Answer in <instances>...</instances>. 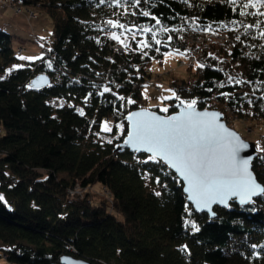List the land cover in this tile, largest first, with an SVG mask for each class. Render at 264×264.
Listing matches in <instances>:
<instances>
[{
    "label": "trees",
    "instance_id": "trees-1",
    "mask_svg": "<svg viewBox=\"0 0 264 264\" xmlns=\"http://www.w3.org/2000/svg\"><path fill=\"white\" fill-rule=\"evenodd\" d=\"M9 1L45 12L53 32L42 57L13 68L19 54L0 30V264H60L63 255L92 264H264V195L215 207L209 218L194 211L163 162L115 150L126 114L143 108L149 66L169 50L182 51L181 36L191 29L216 28L235 42L229 51L211 46L186 67L189 78L167 79L175 94L222 111L227 125L264 122V16L243 8L246 0ZM120 28L132 34L126 53L110 43ZM38 75L49 84L29 87ZM168 102L165 114L175 111V97ZM104 120L112 131L101 130ZM120 124L119 138L98 140L115 136ZM261 148L264 139L252 171L264 185ZM95 184L110 193L111 212L83 192L70 198L76 185Z\"/></svg>",
    "mask_w": 264,
    "mask_h": 264
},
{
    "label": "snow or ice",
    "instance_id": "snow-or-ice-1",
    "mask_svg": "<svg viewBox=\"0 0 264 264\" xmlns=\"http://www.w3.org/2000/svg\"><path fill=\"white\" fill-rule=\"evenodd\" d=\"M134 2L138 5L140 0H134ZM229 2H234V0H229ZM243 8L256 9V12L251 14L264 16V11H261L264 9V0H246ZM142 14L149 15L147 11ZM246 14L241 10V16ZM108 23L113 27L117 26L116 21H108ZM118 26L124 27L122 24ZM256 26L259 27V22ZM245 27H251V25H245ZM145 31H151V29H145ZM260 35L264 37V31L260 32ZM111 36L121 44L125 43L115 32ZM236 39L239 40L240 37L237 36ZM144 46L149 47L150 45L145 43ZM125 47H127L126 44ZM144 54L147 55V53ZM209 55L212 54L209 53ZM21 59L36 58L21 57ZM198 66L204 67L203 64ZM14 67L21 66L14 65ZM44 79L43 76L40 77L41 81ZM228 79L234 78L229 76ZM236 83H241V81L236 80ZM32 86L29 85V87ZM104 91L109 92L111 89L105 87ZM172 96L179 101L177 107L180 110L171 115L162 116L143 108L129 112L126 117L128 130L124 143L130 144L136 151L146 150L149 155L145 162H163L175 169L186 181L185 190L189 193V199L195 202L197 209L208 208L210 210L211 205L217 202L228 206L231 198H238L240 204H244L251 202L254 196L264 195V185L257 181L256 176L250 170L251 157L242 158L240 156L241 149L247 148L248 145L220 122L218 117L221 114L207 110L198 111L196 99L181 100L174 91H172ZM171 98L159 97L161 100ZM128 103L135 102L129 99ZM79 111L81 115L84 114L82 110ZM160 111L167 113L169 108L162 107ZM118 127L121 130L124 129L123 124ZM102 128L106 132L112 131L107 121L102 123ZM256 147L259 148V144ZM260 150L264 151V148ZM157 181L159 182V178ZM0 200H3L2 196ZM193 230H199L195 223H193Z\"/></svg>",
    "mask_w": 264,
    "mask_h": 264
},
{
    "label": "rangeland",
    "instance_id": "rangeland-1",
    "mask_svg": "<svg viewBox=\"0 0 264 264\" xmlns=\"http://www.w3.org/2000/svg\"><path fill=\"white\" fill-rule=\"evenodd\" d=\"M0 30L12 36V45L16 51H18V49L22 50L15 60L13 68H17L14 67V65L24 66L42 57L43 55L40 53V50L44 49L52 40L53 32L51 20L45 12L18 5L9 0H0ZM189 44L198 48L202 43L200 39H192L189 41ZM21 57H35L36 59L25 60L21 59ZM185 57V51L172 49L165 52L161 60H153L149 66L151 74V77H149L150 83L145 84L142 88L144 98L142 103L143 108L158 110L159 112H161L160 109L162 107L169 108L170 103L168 99L161 100L159 97L174 98V96H172V91L174 90L169 86L167 79L169 80L171 77L187 79L192 75V72L186 69L188 66L187 63H185V65H180V60H184ZM198 60L200 61L201 58ZM184 62H186V60H184ZM157 87H160L161 90L158 91ZM51 103L54 107L64 104L59 100H53ZM104 121H107L111 128L113 127L112 121ZM229 122L228 126H232L231 128L235 129L245 140L261 146L264 139V122L250 120H234L233 122ZM101 130L106 132L103 130L102 124ZM122 132L123 130L118 127L115 136L102 134L98 135V140L101 142H113L114 139L122 135ZM82 191L83 190L79 188L74 189L70 198H72L74 194ZM84 194L89 196L94 204L104 203L108 211L111 212L113 210V202L110 193L99 184L88 186ZM1 264L8 263L1 260Z\"/></svg>",
    "mask_w": 264,
    "mask_h": 264
},
{
    "label": "water",
    "instance_id": "water-1",
    "mask_svg": "<svg viewBox=\"0 0 264 264\" xmlns=\"http://www.w3.org/2000/svg\"><path fill=\"white\" fill-rule=\"evenodd\" d=\"M41 76H43V77L45 78L43 81L40 80V77H41ZM49 82H50V81H49V77H48V76H46V75H38L37 77L34 78V80H33V82H32V85H33L34 87H36V88H40V87H44V86L48 85ZM178 104H179V101H176V102L174 103L175 111L172 112V113H169V114H163V113H161V112H159V111H156V110H153V109H148V110H150V111H152V112H156L158 115L167 116V115H171V114H173V113H175V112H178V111L180 110L179 107H177ZM140 109H141V108H139V109H135V110H132V111H130V112H135V111H138V110H140ZM143 109H147V108H143ZM197 110H198V111H204V110H207V111H214V112H218V113L221 114V115L218 117V119L220 120V122L223 123V124H225V126H226L230 131L235 132V133L241 138V140L244 141V142L248 145L247 148H245V149H241V151H240V156H241L242 158L251 157V160H250V170L252 171V162H253V160L257 157V155H258V153H259V149L256 147V144H255L254 142H251V141L245 140V139H244V138H243V137H242V136H241V135H240L235 129L229 127V126L227 125V123L225 122V120H224V113H223L222 111H220V110H216V109H199L198 107H197ZM127 114H128V113H127ZM127 114H126V116H125V120H126V123H127V130H128V121H127V119H126ZM126 136H127V132H126V135L124 136V138L122 139V141L119 142V143L115 146V150H116V151H118V152H123L124 150L127 149V150H129L130 152L144 153V154H146V155H149V154L146 152V150H144V149H141L140 151H136V149H134L130 144H125V143H124V140H125ZM166 166H167V165H166ZM167 167H168V166H167ZM168 168H169L170 170H172V171L176 174V176L179 178V180L181 181V183H182V185H183V187H182V189H183V193L185 194L188 203L192 206V208L194 209V211L197 212V213H206V214L209 216V218H213V217L215 216V212H214V208H215V207L222 208V209H228L229 206H230V203H236V204H238V205H246V204L250 203V202H246V203H244V204H240L238 198H231V199L229 200L228 206L222 205V204H220L219 202H217V203L211 205V209H210V210H209L208 208L197 209V207H196V205H195V202L189 199V193L185 190V189H186V186H187V185H186V181L183 180V177H181V176L179 175V173L176 172L175 169L170 168V167H168ZM252 172H253V171H252ZM253 174H254V173H253ZM259 196H261V195L254 196V197L252 198V201H253L254 199H256L257 197H259ZM59 261H60V264H92V263H90L89 261H87V260H85V259L78 258V257H74V256H71V255H63V256H61L60 259H59Z\"/></svg>",
    "mask_w": 264,
    "mask_h": 264
},
{
    "label": "built area",
    "instance_id": "built-area-1",
    "mask_svg": "<svg viewBox=\"0 0 264 264\" xmlns=\"http://www.w3.org/2000/svg\"><path fill=\"white\" fill-rule=\"evenodd\" d=\"M191 30H192L191 32L182 34L181 36L182 41L185 43L183 51H185L186 54V57L184 59L186 60V62H184V60H180V65L182 64L185 65V63H187L188 65L196 64L199 61L198 59H200L203 56V53L207 52L209 48L213 45L214 47L222 46L226 48L227 51H229L235 42L229 39L225 35V33L218 31L216 28L207 27L198 30H194V29ZM114 32L125 43L121 44L119 41L112 39L111 36V34L113 33L112 32L110 34L111 47L119 53H126L131 48L132 45V39H131L132 34L125 28H120L119 31H114ZM192 39H200L202 43L201 46L195 48L191 44H189V41ZM125 44L127 45V47H125ZM21 51H22L21 49H18L16 54H20ZM42 53L47 56L48 55L52 56L46 50L44 51L42 50ZM149 83H150V79H147L144 82V85ZM157 90L160 91L161 90L160 87H157ZM224 107L226 108V105H224Z\"/></svg>",
    "mask_w": 264,
    "mask_h": 264
},
{
    "label": "bare ground",
    "instance_id": "bare-ground-1",
    "mask_svg": "<svg viewBox=\"0 0 264 264\" xmlns=\"http://www.w3.org/2000/svg\"><path fill=\"white\" fill-rule=\"evenodd\" d=\"M77 188H79L80 190H83L82 192L84 193L87 187H86L85 189H81L79 185H76L73 189H77ZM73 191H74V190H73ZM73 191H72V192H73ZM78 192H79V191H78ZM82 192L77 193V195H81V196H83V195H82ZM74 195H75V194H74ZM74 195H73V196H74ZM71 199H72V198H71Z\"/></svg>",
    "mask_w": 264,
    "mask_h": 264
}]
</instances>
